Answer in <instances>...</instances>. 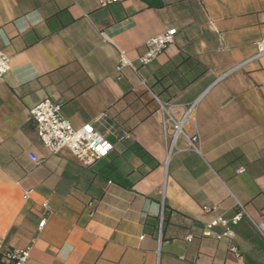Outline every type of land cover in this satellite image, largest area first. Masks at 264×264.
Masks as SVG:
<instances>
[{"label":"crops","instance_id":"obj_1","mask_svg":"<svg viewBox=\"0 0 264 264\" xmlns=\"http://www.w3.org/2000/svg\"><path fill=\"white\" fill-rule=\"evenodd\" d=\"M170 29L174 44L141 65ZM261 42L264 0H0V264L29 247L25 264H264ZM119 51L133 66L121 75ZM44 100L111 154L89 167L52 154L30 116ZM191 107L199 151L164 127ZM239 204L233 238L204 235Z\"/></svg>","mask_w":264,"mask_h":264},{"label":"built area","instance_id":"obj_2","mask_svg":"<svg viewBox=\"0 0 264 264\" xmlns=\"http://www.w3.org/2000/svg\"><path fill=\"white\" fill-rule=\"evenodd\" d=\"M101 6L119 2V0H98ZM176 29H170L162 34L152 37L145 43V52L139 57L141 65L146 66L156 60L170 45L174 44ZM259 52L256 58L264 55V42L259 45ZM11 58L0 49V79L4 78L10 71ZM127 68H133L126 52L119 51V60L116 67V72L121 75ZM144 85L145 83L142 82ZM193 107L189 108L180 120H174L170 115L164 120V127L168 124L172 125L173 134L171 141L174 145L180 136L187 139L190 148L199 151L198 138L196 136L189 137L184 133V125L186 124ZM167 112V111H166ZM30 116L37 124L38 137L44 146L52 153L58 154L60 151L67 149L71 152L74 158L84 167H89L96 162L107 158L114 149L113 144L100 133L93 124H85L80 128H75L71 122L62 114V106L51 100H44L37 104L30 112ZM31 160L36 161L33 155H30ZM244 170H239V173ZM31 191L26 192L23 196L24 200H28ZM47 211V205L44 206ZM205 211L208 208H204ZM244 217H249L246 208L243 205H238V209L231 219H225L221 216L214 218L205 227V236H214L220 240L222 238L234 237V226L240 223ZM46 224V219L43 217L39 224V229H42ZM223 227L224 231L217 235L214 230L217 227ZM192 236H188L186 240L192 241ZM2 246L0 244V253ZM31 248L16 249L3 252L5 260L12 264H25L30 258ZM233 252H237L236 248H232ZM198 264V263H195Z\"/></svg>","mask_w":264,"mask_h":264}]
</instances>
